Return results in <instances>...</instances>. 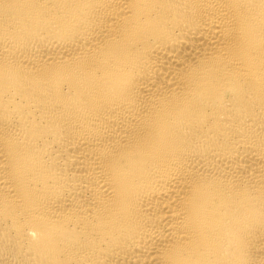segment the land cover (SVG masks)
Here are the masks:
<instances>
[{
  "label": "bare ground",
  "instance_id": "obj_1",
  "mask_svg": "<svg viewBox=\"0 0 264 264\" xmlns=\"http://www.w3.org/2000/svg\"><path fill=\"white\" fill-rule=\"evenodd\" d=\"M0 264H264V0H0Z\"/></svg>",
  "mask_w": 264,
  "mask_h": 264
}]
</instances>
